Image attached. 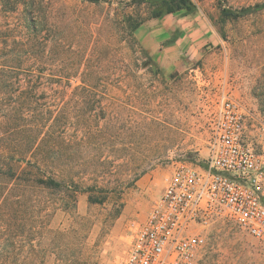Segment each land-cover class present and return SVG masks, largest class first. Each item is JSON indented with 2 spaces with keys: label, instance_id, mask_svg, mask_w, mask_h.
Wrapping results in <instances>:
<instances>
[{
  "label": "rangeland",
  "instance_id": "374dc122",
  "mask_svg": "<svg viewBox=\"0 0 264 264\" xmlns=\"http://www.w3.org/2000/svg\"><path fill=\"white\" fill-rule=\"evenodd\" d=\"M191 1L177 14L214 35L166 72L129 31L153 18L139 0H0V264L112 263L170 170L205 159L222 87L264 121V0ZM48 175L92 189L65 209L30 185ZM203 231L197 264H264V238L231 220Z\"/></svg>",
  "mask_w": 264,
  "mask_h": 264
},
{
  "label": "built area",
  "instance_id": "2783aa9c",
  "mask_svg": "<svg viewBox=\"0 0 264 264\" xmlns=\"http://www.w3.org/2000/svg\"><path fill=\"white\" fill-rule=\"evenodd\" d=\"M207 154L178 162L145 217L129 221L128 245L110 264H197L203 229L221 217L264 238V121L224 87L208 120Z\"/></svg>",
  "mask_w": 264,
  "mask_h": 264
},
{
  "label": "crops",
  "instance_id": "0c3cea01",
  "mask_svg": "<svg viewBox=\"0 0 264 264\" xmlns=\"http://www.w3.org/2000/svg\"><path fill=\"white\" fill-rule=\"evenodd\" d=\"M213 35L204 20L177 13L151 18L133 32L140 46L166 72L183 69L186 59L192 62L200 58L202 48Z\"/></svg>",
  "mask_w": 264,
  "mask_h": 264
},
{
  "label": "trees",
  "instance_id": "16d2710c",
  "mask_svg": "<svg viewBox=\"0 0 264 264\" xmlns=\"http://www.w3.org/2000/svg\"><path fill=\"white\" fill-rule=\"evenodd\" d=\"M140 3H145L150 8L151 17L157 18L170 13L182 12L184 14L191 13L195 10V4L191 0H139ZM248 10H242L240 12H233L224 10L225 15H232L233 17L241 16ZM142 21H135L129 26V31L134 32L135 29L142 24ZM151 59V58H150ZM151 61L155 63L152 59ZM156 64V63H155ZM29 164L30 162L27 161ZM8 179L14 176V172L8 170ZM33 186L41 187L44 190L50 192H60L63 194L65 201L63 207L65 209L71 208L75 205L76 195L80 191H90L92 187L82 188L79 184L75 183L73 178H69L68 181L57 179L52 175L48 176H33L31 180ZM96 194H89L88 200L90 202L101 203L105 200V196H95ZM32 264V263H27Z\"/></svg>",
  "mask_w": 264,
  "mask_h": 264
},
{
  "label": "water",
  "instance_id": "95a60500",
  "mask_svg": "<svg viewBox=\"0 0 264 264\" xmlns=\"http://www.w3.org/2000/svg\"><path fill=\"white\" fill-rule=\"evenodd\" d=\"M208 47H210V46L208 45Z\"/></svg>",
  "mask_w": 264,
  "mask_h": 264
}]
</instances>
